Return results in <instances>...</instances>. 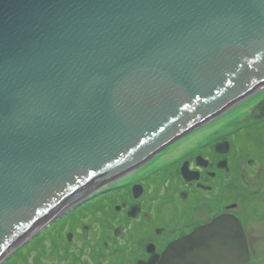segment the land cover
I'll list each match as a JSON object with an SVG mask.
<instances>
[{
    "label": "water",
    "instance_id": "water-1",
    "mask_svg": "<svg viewBox=\"0 0 264 264\" xmlns=\"http://www.w3.org/2000/svg\"><path fill=\"white\" fill-rule=\"evenodd\" d=\"M263 91L264 0H0V262ZM248 257L221 214L150 264Z\"/></svg>",
    "mask_w": 264,
    "mask_h": 264
},
{
    "label": "flooded vegetation",
    "instance_id": "flooded-vegetation-1",
    "mask_svg": "<svg viewBox=\"0 0 264 264\" xmlns=\"http://www.w3.org/2000/svg\"><path fill=\"white\" fill-rule=\"evenodd\" d=\"M254 104L255 101L248 105L247 110L250 111ZM251 122H259L258 129L264 127V119ZM247 135L252 136L250 132ZM187 138L184 144L180 142L181 147H193H188L191 150L182 154H188L185 158H174L162 168L154 165L148 171L140 172V175H135V172L137 179L133 175L129 185L124 182L120 207L117 208V205L112 210L115 215L112 213L106 218L108 226L112 224V230L100 228L94 235L92 223L76 218L74 229L84 228V231L83 228L80 230L83 241L77 245L78 251L90 257L85 259V264H150L162 254L169 242L189 234L195 227L222 213H230L239 218L249 251V258L244 264H257L255 249L258 246L255 238L257 244L259 240L264 242L262 141L257 144L254 140L252 147L256 151L252 152L253 155L245 156V146L240 144L242 142L238 137L231 140L225 138L224 141L229 143L225 141L221 145H218L219 141L197 142L195 145ZM159 180L165 182V185L161 183L159 186ZM135 184L142 187L136 197L130 192ZM148 188L154 193L149 194ZM106 192L104 196H109L108 192L111 191ZM95 208L97 205L92 210ZM96 211L102 213L99 208ZM118 212L122 213V219L116 216ZM135 219L143 222L139 228L133 226L132 220ZM252 223L256 224L255 232L250 231ZM65 227L64 232L70 234L67 237L70 241L66 239L63 254L69 244L75 245L73 229H69L67 222ZM105 232L107 235H104Z\"/></svg>",
    "mask_w": 264,
    "mask_h": 264
},
{
    "label": "rangeland",
    "instance_id": "rangeland-1",
    "mask_svg": "<svg viewBox=\"0 0 264 264\" xmlns=\"http://www.w3.org/2000/svg\"><path fill=\"white\" fill-rule=\"evenodd\" d=\"M262 96H264V91H263V93H261L257 97L253 98L249 102L245 103L241 107H239L236 110H234L233 112L229 113L228 115L221 118L217 122L213 123L209 127H207V128L200 127L192 144L196 145L197 142H203V143L209 142V143H211V141L212 142L219 141L220 143H218V145L219 144L221 145L223 142L225 143V141H227V140L224 141L225 138L231 140V139H235L238 137V140L242 142V143H240V142L239 143L244 144V146H245V151H243V154L245 156L253 155L252 152L256 151V148L252 147V144L254 145V140H256L257 144L259 143V141H262L261 145L264 148V127L263 128L261 127L258 129L259 122H255L256 124H253V122H251L252 119H250V117H249V111L246 110L248 105H250L251 103L256 101L258 98H260V97L262 98ZM248 132H250L252 134V136L247 135ZM238 140H236V141H238ZM188 147H193V146L190 145ZM188 147H185V148L169 155L168 157L148 166L147 168H145V169H143L137 173H139V175H140L141 174L140 172H143L144 170L146 172L149 169H151L154 165L160 166L162 168V166L167 165V163L170 162L171 160H173L174 158L175 159L181 158V157L185 158L188 154L186 153L184 156H182V154L191 150ZM262 156L264 157V155H262ZM135 175L133 177H135ZM161 183H163V181L159 180V183H158L159 186L161 185ZM163 185H165V182L163 183ZM147 190H148L149 194L154 193V191L150 190L149 188ZM107 191H109V190H107ZM96 195L97 194L94 193V194H92V196L88 197L89 198L88 200H90V202L87 203L86 208L83 209L84 211L82 210L80 212V214H78L77 211H75V212L73 211L72 216H70L69 218L66 217L65 220H63V221L58 216V217H56V219H60V220H57L55 222L54 226L50 227L49 226L50 224L45 225L44 227H42L40 233H37V234L32 235L30 237H27L26 238V244H21V247H18L20 249L15 254H12L10 257H8L7 259L0 262V264H80V263L85 264L86 263L85 259L88 260V259H90V257H88L84 253L81 254V252L78 251L79 246H77L80 244V242L83 241V236H82L83 233L80 231V230H82L83 227L74 229V226L77 224L76 218H79L80 221H83L82 216L92 214L93 204H95V203H96V205L99 204V202L97 203L96 200L100 196H98L99 194L97 196ZM108 195L109 196H107V194H106V197L113 196V199L107 198L108 200H105L99 204L98 208L102 212L99 214V216H102V217L100 218V220L98 219L99 222L97 223V225H95L93 227V233L92 234H94V235L98 233V230H100V227H101L100 222H102L101 220H104V218L108 219L109 216L112 215V210L117 205H119L118 203L120 202V199H122L124 194H122V190H120L119 193H115L113 195L111 192H108ZM114 195H115V197H114ZM96 197H98V198H96ZM102 203L104 205H102ZM165 206H167V205H165ZM101 208H103V209H101ZM222 214H228V213H222ZM116 216L120 217L121 219L123 218L122 213H120V212L116 213ZM132 221H133L134 227L139 228L143 224V222L139 219H135ZM61 222H62V224H60ZM65 222L69 223V229H73L72 231H74L75 236L73 237L74 238L73 243H75V245L69 244V247H67L66 250L64 249V254H63L62 248L66 246L65 245L66 240L63 238V235L65 233L64 230L66 229V227L64 228ZM86 223H89V222H86ZM60 226H61V228H60ZM249 228H250L251 232H255L256 231V224L252 223V225ZM83 231H84V228H83ZM134 233L136 234L135 231H134ZM118 234H119V232H118ZM244 234H245V232H244ZM104 235H107V233L105 232ZM109 235H111V233ZM125 236H127V234H125ZM88 239H90V237ZM103 239H106L105 236H103ZM255 240H256L255 241L256 245L258 246V249H255L257 264H264V242L262 240H259V244H257L258 241L256 238H255ZM54 241H56L59 245L57 252L53 248V246H54L53 242ZM31 247H33L34 249L33 248L31 249ZM44 251H46V252H44ZM79 253H80V255H79ZM57 254L59 255V258L54 257ZM76 256H77V258H76ZM258 256H259V258H257ZM73 257L75 259H72Z\"/></svg>",
    "mask_w": 264,
    "mask_h": 264
},
{
    "label": "bare ground",
    "instance_id": "bare-ground-1",
    "mask_svg": "<svg viewBox=\"0 0 264 264\" xmlns=\"http://www.w3.org/2000/svg\"><path fill=\"white\" fill-rule=\"evenodd\" d=\"M263 97V96H262ZM261 98V97H260ZM260 98H258L256 101H255V104H256V102L260 99ZM247 110V109H246ZM248 111V110H247ZM134 175V174H133ZM132 175V176H133ZM137 175V174H136ZM132 176H131V179H130V182L133 180L132 179ZM135 178L137 179V176H135ZM130 182H129V184H130ZM129 184H127V185H129ZM122 186H123V184H119V185H108L107 187H105V188H103V189H101V190H99L98 192H96V194L98 195V196H100L99 198L98 197H96V198H98L97 200H96V202L98 203L99 202V204L101 203V202H103V201H105V200H108L107 198H110V199H113V196H111V197H106V195L104 196V193L107 191V190H109V191H111V193L112 194H115V193H119L120 192V190H121V188H122ZM139 186L140 185H138V184H135V185H133L132 186V188H131V191L130 192H132L133 193V196L134 197H136L138 194H139V192H140V190H141V186H140V188H139ZM124 187H125V185H124ZM96 195V196H97ZM90 196H92V195H90ZM104 196V197H103ZM114 197H115V195H114ZM89 198L87 197V198H85V199H83V200H81V201H79L78 203H76V204H74V205H72V206H70L69 208H67V209H65V210H63L62 211V213H61V215L59 216V218L60 219H62V221L63 220H65L64 219V217L66 218V217H70V216H72V212L74 211H77L78 212V214H80V212L83 210V209H85L86 208V205H87V203L88 202H90V200H88ZM99 204L97 205V208L99 207ZM119 204V203H118ZM96 205V203L95 204H93V206H95ZM102 205H104L103 203H102ZM120 207V205L119 206H117V208H119ZM97 208H95L96 210H97ZM104 208V207H103ZM103 208H101V209H103ZM96 210H92V214H90V215H85V216H82V219H83V221H85V222H89V224L90 223H92V225H91V227H94L95 225H97V220L98 219H100V216H99V212L98 211H96ZM84 211V210H83ZM113 213V212H112ZM114 214V213H113ZM115 215V214H114ZM79 217V216H78ZM60 219H56L55 217H54V219H53V222H52V224H46V225H49L50 227L51 226H54V224H55V222L57 221V220H60ZM102 222H100V228L101 229H103V230H105V231H109V230H112V224H111V226H108V222L109 221H107L106 219H104V220H101ZM105 224V225H104ZM61 228V227H60ZM67 234V233H66ZM65 233H64V235H63V238L64 239H66V235ZM18 247H21V244L20 245H18V246H16V248H15V250H17L18 249ZM14 250V251H15Z\"/></svg>",
    "mask_w": 264,
    "mask_h": 264
},
{
    "label": "trees",
    "instance_id": "trees-1",
    "mask_svg": "<svg viewBox=\"0 0 264 264\" xmlns=\"http://www.w3.org/2000/svg\"><path fill=\"white\" fill-rule=\"evenodd\" d=\"M37 238V237H36ZM31 241V240H30ZM31 243V242H30ZM53 244H54V246H53V248H54V250L57 252L58 251V248H59V246H58V243L56 242V241H54L53 242ZM33 247H31V249H32ZM20 248H18L17 250H15L14 252H13V254H15L18 250H19ZM30 249V250H31ZM34 249V248H33ZM44 252H46V251H44ZM54 252V251H53ZM28 254V253H27ZM54 257H58L59 258V255L57 254V255H55ZM57 259V258H56ZM74 259V258H73Z\"/></svg>",
    "mask_w": 264,
    "mask_h": 264
},
{
    "label": "clouds",
    "instance_id": "clouds-1",
    "mask_svg": "<svg viewBox=\"0 0 264 264\" xmlns=\"http://www.w3.org/2000/svg\"><path fill=\"white\" fill-rule=\"evenodd\" d=\"M193 167H195V166H193Z\"/></svg>",
    "mask_w": 264,
    "mask_h": 264
}]
</instances>
